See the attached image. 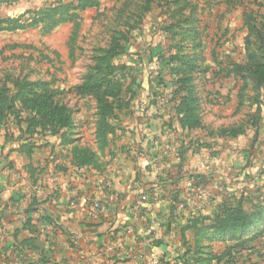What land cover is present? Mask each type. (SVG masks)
<instances>
[{
	"label": "rangeland",
	"instance_id": "1",
	"mask_svg": "<svg viewBox=\"0 0 264 264\" xmlns=\"http://www.w3.org/2000/svg\"><path fill=\"white\" fill-rule=\"evenodd\" d=\"M4 1L0 236L14 241L0 246V264H181L184 254L196 261L191 264H264V84L255 88L245 69L233 70L248 64L249 55H263L257 33L264 35V0H91L94 7L71 10L72 19L52 25L41 21L43 15L33 18L48 8L77 7L80 0ZM90 78L121 87L119 97L108 100L104 118L95 97L76 91ZM36 85L68 126L55 131L15 99L21 88ZM187 95L200 121L191 131L179 127L176 113ZM143 129L151 137L145 136L148 149L140 146ZM156 135L161 140L150 143ZM74 149L85 150L79 159L86 164L73 161ZM153 154L161 156L164 168L157 172L167 197H161L158 213L141 217L135 203L122 206L123 219L114 224L104 260L71 255L79 248L75 234L65 243L55 237L57 243L39 221L27 228L25 217L4 221L8 211L28 209L21 202L12 209L1 200L8 186L23 184L16 173L23 167L30 196L39 170L53 171L70 159L76 170L95 176L91 171L116 174ZM237 206L252 215L249 224L234 234H217L211 228L215 217Z\"/></svg>",
	"mask_w": 264,
	"mask_h": 264
},
{
	"label": "crops",
	"instance_id": "2",
	"mask_svg": "<svg viewBox=\"0 0 264 264\" xmlns=\"http://www.w3.org/2000/svg\"><path fill=\"white\" fill-rule=\"evenodd\" d=\"M144 130L140 146L141 148L148 149L149 143L145 141L147 140L145 136L148 134ZM149 140L150 143H153L155 140L159 142L161 137L156 135V138L153 137ZM145 153L146 155L149 154V152ZM166 153L165 151L163 153L160 152L161 155L163 154L162 157L167 156ZM160 154L159 157L157 154H153L151 159L143 156L147 159L146 161H144V158L141 160L135 159L133 164L129 163L126 168H120V171H116V174H110L109 171L106 174L91 171L95 176H90L88 173L90 171L87 172L83 168L81 171L86 176L79 175L78 173L81 171L73 167L70 159V162H66V164L55 165L56 168L53 171L47 172V169H44L47 173L43 174V169L39 170L38 179H35L37 186L36 194H30V196H26L27 189L29 188L27 183L29 176L23 167L16 172L18 174L17 178L22 180L23 184L19 186L16 182L15 186H12V184L10 187L8 186L6 195H4L5 199L1 197V200L12 209L13 205L18 202L23 203L28 209L21 214L13 210L8 211L3 217L4 221L8 223L14 221L23 222V218L26 216L35 218L33 222L39 221L40 225L44 226L43 231L47 235L53 236L57 243L59 241L55 237L62 243H65L66 237L70 233L76 235V237L71 236V238L73 240L74 238L78 239L79 248L73 247L71 255L75 253H83L84 255L96 254L97 257L99 256L101 260H104L102 256L106 255L105 251L112 232L115 230V225H118L123 219V216L120 215V212L123 210L122 206L135 203V209L139 195L150 189H153L157 195H161V197L166 199L167 184L161 183L163 177L161 178L157 172L164 168L161 166ZM173 161L170 157V162ZM180 172L181 169L178 170V175ZM105 194H109L110 197L112 195L113 211L109 213L99 211L95 216L89 214V206ZM164 198H159V201L153 205L148 203V208L152 212H157L162 203H164V200H161ZM71 202L75 203L74 209L68 207ZM13 241V237L6 236L1 238L0 236L1 247L7 248Z\"/></svg>",
	"mask_w": 264,
	"mask_h": 264
},
{
	"label": "trees",
	"instance_id": "3",
	"mask_svg": "<svg viewBox=\"0 0 264 264\" xmlns=\"http://www.w3.org/2000/svg\"><path fill=\"white\" fill-rule=\"evenodd\" d=\"M2 2L5 1L0 0V3ZM95 5L96 4L91 0H80L77 7H74V5L71 3L64 6L48 8L35 15L33 22H37L38 16L40 17L43 15L41 19L42 22L48 20L47 25L56 24L61 21L72 19L73 15L69 13L71 10H75L76 8L94 7ZM257 34L260 40L264 42V35L260 34L259 31ZM248 59H250L248 64L246 63L244 66L234 65L233 70L241 72L243 69H245L249 74L250 79L254 82L255 88H259L264 84V43L263 55L258 57L252 54L248 56ZM190 68L193 69V66ZM38 89H41V86L36 85L33 89L21 88L15 99L20 102L21 106L28 114L34 112L40 117L41 122L49 123L55 131L68 126L69 123L67 117L63 116L62 113L56 109V106L51 102L50 97L45 91L43 92L42 90L41 93H37ZM76 91L81 95L95 97L100 104V111L102 112L101 116L104 118L107 114H109L108 111L111 108V102L109 103L108 100H116L120 95L121 87L118 83H114L113 81H105L103 78H90L81 86L77 87ZM176 113L179 116V127L182 130L191 131L199 127L200 121L196 117L195 100L190 95L180 98V104L177 107ZM237 134L238 132H231L230 136L236 137ZM105 136V130L102 129L100 136L98 137V142L100 144H102L101 142L105 141ZM79 153L85 154L86 152L85 150L78 151L77 149H74L73 161H75L78 166H82L83 164L87 163L85 162L87 159L82 158L84 160V162H82L83 160L79 159ZM143 195L146 198V203L148 202L152 205L156 204L157 201H159L158 199L161 198V195H157L153 189L148 190L147 192L143 193ZM158 212L159 211H157V213ZM25 218L26 220L24 221V228H27L31 225L35 218L28 216ZM251 218L252 215H248L240 206H237L235 208L226 209L223 211L222 215L215 217L213 220V226L211 228L217 234L225 232L234 234L239 228L249 224ZM28 242L29 240H24L22 241V244H27ZM0 256L2 257L4 254L0 253ZM179 257H176L175 260H177ZM185 257L187 259H185ZM182 260L183 263L181 264L196 263V261H192L190 257H187L186 254L183 255Z\"/></svg>",
	"mask_w": 264,
	"mask_h": 264
},
{
	"label": "built area",
	"instance_id": "4",
	"mask_svg": "<svg viewBox=\"0 0 264 264\" xmlns=\"http://www.w3.org/2000/svg\"><path fill=\"white\" fill-rule=\"evenodd\" d=\"M138 198L139 200L135 206V209L137 210L139 217H141L142 215H146L148 213L149 208L146 205V198L143 194H140ZM69 207L71 209H74L75 203L71 202L69 204ZM110 210H111V197L109 194H105L100 199L95 200L89 206L88 213L95 216L99 213V211H105L106 213H109Z\"/></svg>",
	"mask_w": 264,
	"mask_h": 264
}]
</instances>
